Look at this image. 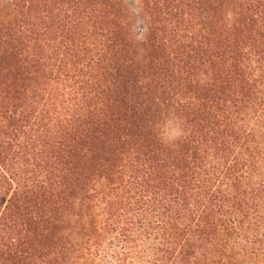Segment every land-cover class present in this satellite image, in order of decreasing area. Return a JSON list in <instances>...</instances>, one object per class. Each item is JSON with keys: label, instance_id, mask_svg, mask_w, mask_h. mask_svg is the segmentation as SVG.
<instances>
[{"label": "trees", "instance_id": "obj_1", "mask_svg": "<svg viewBox=\"0 0 264 264\" xmlns=\"http://www.w3.org/2000/svg\"><path fill=\"white\" fill-rule=\"evenodd\" d=\"M132 1L0 0V264H264V0Z\"/></svg>", "mask_w": 264, "mask_h": 264}, {"label": "rangeland", "instance_id": "obj_2", "mask_svg": "<svg viewBox=\"0 0 264 264\" xmlns=\"http://www.w3.org/2000/svg\"><path fill=\"white\" fill-rule=\"evenodd\" d=\"M1 1H2L5 5H7L8 2L11 1V0H1ZM127 2L130 3V6H131L132 10L136 12L137 9H136V5H135V3H133L132 0H127ZM134 29H135V31H136L138 34H140V35H141L142 32L144 31L142 21H141L139 18H137L136 21H135Z\"/></svg>", "mask_w": 264, "mask_h": 264}, {"label": "clouds", "instance_id": "obj_3", "mask_svg": "<svg viewBox=\"0 0 264 264\" xmlns=\"http://www.w3.org/2000/svg\"><path fill=\"white\" fill-rule=\"evenodd\" d=\"M179 133H177V135H178Z\"/></svg>", "mask_w": 264, "mask_h": 264}]
</instances>
